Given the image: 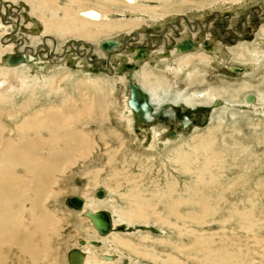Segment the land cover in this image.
<instances>
[{"label": "bare ground", "instance_id": "1", "mask_svg": "<svg viewBox=\"0 0 264 264\" xmlns=\"http://www.w3.org/2000/svg\"><path fill=\"white\" fill-rule=\"evenodd\" d=\"M6 1H12L15 5L16 12L11 13V17L16 16L14 24L18 22L19 27L23 26V17L21 14L23 10L21 11L19 7V3L22 2V0H20V2H18L19 0ZM68 1V4H62L59 0H23L26 6L31 7V12H29L30 17L26 19L29 20L27 30L25 29L26 26L22 30L27 34L25 36L29 37L28 40L32 41L33 45H36V48H33V46H25L24 44L27 40L24 38H21L20 42L14 38H12V42L9 41L7 37L11 36V32L14 30L13 26L8 25L4 20L0 22V264L8 263L9 255H11V251L14 249L18 253L15 255L20 260L21 264H45L49 262V257L52 262L49 263L56 264L59 248L55 246L59 244L56 245L55 243L57 242L56 240L61 237L60 230L62 228V220L57 215L56 211L51 212L49 210L48 203L50 200H57V198L64 193V190L59 188L62 182L61 177L68 175V172L72 171L77 165L89 163L96 152L101 153L103 157L105 156L107 160L106 165L110 166L109 168H111V171L105 179H102L103 169H96L90 172L89 175L93 176L89 183L93 185L96 191L99 187L109 185L112 186L114 191H120L124 186L128 187V193L121 195L125 198L128 206L126 212H121V216L123 217V223L129 224L133 228L140 223L148 225L151 220L154 219L155 224H169L181 230L178 223L170 222L172 218L176 219L178 222H183L185 225L192 222L202 227L207 224L206 218L218 214L220 211V205L218 207L214 206L213 208L206 200L198 202L186 200L189 204L197 205L201 213L195 211L186 215L181 213L180 208L185 204V201L181 196L179 198H175L174 196L171 198V196H169L170 194L175 195L178 183L168 184L164 191L157 190V192L152 195V197H159V201L155 203L152 201V198H150V200L146 198L145 192L147 190L145 191V189L142 188L139 178L136 176L132 177L125 168L127 164L125 160L126 157L123 156V161H121L119 158L121 156V154H119L120 150L113 146L112 140H109V136L113 134L116 137L114 141L117 140L121 143V150L123 151L127 144L124 134L120 131H110L111 134L110 132H103V134H101V131L94 132L88 130L90 129V118H92V120L98 118V116L94 114L96 108L95 102H93L94 97L82 94L79 99H76L67 94L62 101L63 106L60 108L55 106H42L44 108H39V110L35 109L36 102L33 99L34 96H36L35 91L39 87L40 81L44 80L46 84L53 86H55V83L59 82L58 79L57 82H55L53 78L52 80L49 79V74H51L52 71L54 72L55 69L59 67L58 65L63 66L66 61L75 63L81 60L79 63L84 67L88 66L86 61L91 62L86 54L81 56L79 53L76 54L75 50L77 49H72L73 47L70 50L72 51L70 54H66L64 58L54 62L52 59L53 56L57 58L62 57L58 56L59 53H55V51H60V53L62 51L60 49L61 47L54 43L57 38L66 43L67 41H78L81 43V46H92V44L97 41L103 54L106 57L111 56L112 59L117 61L116 65L114 63L116 61L114 60V62H112L113 60L111 59L110 62L107 63V66L110 69L112 66L111 63H114L113 65L117 66L116 72H121V74L119 73L120 75L126 76L127 79L129 78L128 81L125 79L127 91L126 97L124 98V107L131 117L128 121L130 127L135 129L139 126L153 125L147 130V134L153 138L152 145L154 147L156 144H173L174 141L171 138H175L178 134L172 132V134L170 133L167 135V129L158 122L157 112H161L162 107L165 106V102L167 100L169 101V96H172V92L178 88V85L167 78L166 75L186 74L187 67L192 66L191 64L196 61H207L209 65L218 63V65L221 66L220 69L229 72V74H238V76L235 75L237 79L244 76L240 79L243 83L239 84L237 88L225 85L221 88L210 87V89L205 92H195L189 98L183 100L187 108L197 109L198 105H214L217 101H219V106L224 105L223 107H229L237 104L235 100H237L241 94H245L244 101L237 105H244L247 108L257 105L256 100L258 98L256 97L254 99V95L248 96V91L253 89L254 86L249 83H244L247 76L246 70H254V62L250 64H239L235 62L238 60L242 61V59L244 60L246 53L252 54L251 49L246 46L247 44L238 43L237 46H235L237 51H234L232 49L235 48H225V44L221 43L222 41L218 43L215 42L216 39L213 41L212 38H206L205 41H201L202 39L195 37L197 29L192 26V21L194 24H200L201 20L207 19V17L211 15H219L220 18L232 17L235 15L234 12L247 9L248 6L252 4L250 0H202V2L198 3L197 8L199 11L205 10L203 16L193 10L191 13L192 17L191 19L189 18V24L186 23V19L183 20L184 25H186L192 35L188 34L186 28L180 27L178 24L176 25V28L179 29V33L177 34V29L172 27V23H180L179 17L181 18L185 15L177 14L172 16L168 14V8L163 6L164 4L160 7H155L152 5H143L141 0H123L127 7L124 14L127 13L128 17L124 15L123 18H126L125 21L117 20V22H114L110 18L111 10L103 5L105 3H113L114 0H97L96 6L89 1L84 2V4H82V0ZM147 1L150 2L154 0ZM157 1L162 2L163 0ZM170 1L172 0H169V2ZM177 1L179 3L182 0ZM206 2L209 3V6H207ZM116 3L120 4V1L116 0L114 4ZM83 5H85V7H83ZM0 7L3 9L0 16L2 19H5V8H3L4 6L2 4H0ZM77 7H79V10L76 12L75 10H77ZM157 8H160L162 15H157ZM196 16H199V18H196ZM20 19H22L21 22L19 21ZM151 22L157 25L153 26ZM11 23H13V21L9 20V24ZM144 23L147 24V28H141ZM167 28L175 31L176 34L172 33V38L175 42L172 44H167L165 42V45L161 47L160 51H153L158 46L155 45L157 42L152 41L153 39L146 41V32L154 30L166 34L165 30ZM202 32L204 31L202 30ZM126 34H129L135 39H137L136 36H138L139 39L130 44L125 40L126 38H124ZM153 34L154 33H151V35ZM54 36L57 37L54 38ZM141 37H146V40H143ZM48 38L50 40L49 42L52 44L50 46L51 50L54 52L50 54V50L47 52L48 54L46 53L48 57L47 60L35 59L33 49L37 50V55L45 52V50L49 48L47 45L49 42L45 41ZM140 38L143 40L141 44ZM164 38L166 37L164 36ZM253 44L258 51H261V49L263 50L264 38L255 41ZM76 45L80 46V44L77 43ZM62 46L64 48V45ZM122 47L124 48L122 49ZM238 51L240 52L238 53ZM99 52L97 51L98 54H100ZM232 53L233 57H236L237 60L231 62V66H227ZM225 54L226 56H224ZM18 55L23 56L20 57ZM65 57L69 58L65 59ZM102 60H105V58L102 57L99 61L101 62ZM146 68L152 71H148ZM19 69H23L25 72L27 70L29 72L28 75L25 73H18L17 70ZM111 70L112 72L115 71L113 68H111ZM155 70L163 71L156 73L153 72ZM198 70L199 68L194 67L191 73L186 74L189 82L188 86L206 82L202 75L200 73L198 74ZM175 77L178 79L177 76ZM22 88H25L26 92L29 91L31 93V100L23 106L15 107L13 103L14 99H16L15 92L20 91ZM222 93L231 96V101L222 100L224 103L222 104V102H220V95L222 96ZM183 94L184 93L181 91L176 92L173 100L175 99L174 101H177L178 98L182 100L181 97ZM104 98L105 100H109L108 97ZM140 101L141 103H138ZM143 103L151 114L149 119H145L143 117L145 114L144 111L140 110L141 108H145V106L141 105ZM78 104H82L81 107H79ZM132 104L138 109L133 107ZM218 104H216V106ZM71 106H73L72 109ZM112 106L115 105L109 103L108 106L104 103V113L102 111L101 113L105 114V118L107 116V109ZM89 111H91V114H88ZM161 113H164L168 119V122L166 121L167 123L165 124L173 123L174 119L177 120V111L174 110V108L170 110L166 109ZM24 114L25 117L20 120ZM82 117H85L84 121L81 119ZM201 120L205 121L206 124L210 118L208 114L203 113ZM191 124L192 120L187 116L184 117L182 122L183 127L188 129ZM96 137L100 138L102 145L95 141ZM212 137V134L202 137L200 140L201 143L193 147L194 155H191L192 157L182 151V147L172 151L173 155L176 154L173 158L175 160L174 162L182 166L184 169L183 171L187 174L195 173L196 178L194 180H196V184L208 188L215 184L220 185L219 177L213 174V171L216 169L219 171L224 165L223 154L215 149V142L212 140ZM201 155H203L204 161L199 170H197L196 160L193 158ZM116 164L121 165L120 171L114 169ZM207 175L210 176L209 181L207 180ZM102 193L103 192H97V196L100 194L98 196L99 199L94 197L91 205L81 196L83 199L82 208L75 207L70 200L69 202L75 209L81 211L82 218L86 223L90 224V229L94 237L96 238L98 233L100 237L106 239L112 234L114 229H116L117 224L114 220L112 221L110 213L105 211L110 218V231L104 234L97 227V221L94 219L93 215L100 212V206L107 201L105 192L104 195H102ZM166 194H169V199L167 200L169 203L163 206V210H159L160 205L164 203L163 200H165ZM253 195L257 196L258 193L253 192ZM222 200L225 204L229 201V199L223 196L220 197L216 203L219 204ZM234 203L231 204L229 202L230 205H228L227 215L221 219L222 225L225 224L226 227V224L237 217V231H245L242 232L245 237L248 240H253L255 245L263 249L264 239L261 238L255 230L256 225L259 224L260 221L256 219L253 206L251 205L250 209L243 207V210H239ZM88 219H90V221ZM120 231L123 233L128 232L125 228H120ZM181 233L183 234L184 232L181 231ZM127 236L129 237L128 233ZM225 236L223 235V237ZM213 237L214 236H209L205 238L202 235H194V239L190 245H175V247L176 250L181 253L191 248L190 250H193L194 253L189 256L194 260L199 258V253H202L204 255L203 262L227 264L228 261L226 259L229 256H227V246H225L224 241H222L223 237H220L219 247L214 246L215 239ZM149 238L150 235H141V239L144 242ZM100 244V240L97 239L80 243L79 246H83L85 249H76L70 252L68 255L69 264H122L125 262V260L119 261L109 254H102L99 255V257L93 256V253L95 250H98ZM116 244L117 246L128 249L135 255H140L154 261L163 260L152 253L144 252L143 250H146L147 247L142 244H137V246H135L132 242L123 239H118ZM5 248L11 251L6 254L4 252ZM231 260L233 259L231 258ZM165 261L170 264H182V262L174 256H169ZM238 262L239 261L236 260V263ZM128 264L133 263L129 262Z\"/></svg>", "mask_w": 264, "mask_h": 264}, {"label": "rangeland", "instance_id": "2", "mask_svg": "<svg viewBox=\"0 0 264 264\" xmlns=\"http://www.w3.org/2000/svg\"><path fill=\"white\" fill-rule=\"evenodd\" d=\"M82 1V4H84L86 1L92 2L94 6H96L97 3V0ZM119 1L120 4H114L116 0H114L113 3H105L106 5L103 4L111 10L110 18L114 22H117V20H126V18H123L124 15H127V13L124 14L127 10L125 1ZM167 1L163 0L162 2H159L154 0L149 2L147 0H141V3L143 5H152L155 7H160L164 4L163 6L168 8V14L172 16L177 14L185 15L184 17H179V22L181 21L180 23H172V27L179 30L176 28V25L178 24L180 27L186 28L188 34L192 35L186 25H184L183 20L186 19V23L189 24V18L191 19V13L193 10L196 11V13H200L199 15L203 16V12L205 10L199 11L197 8L198 3L202 2V0H182L179 3L177 0H172L170 2L169 0ZM18 2H20V0ZM59 2L62 4L69 3L68 0H59ZM250 3L252 4H250L247 9L234 12L235 15L232 17L220 18L219 15H211L207 17V19L201 20L200 24H194L192 21V26L197 29L195 37L202 39L201 41H205L206 38H212L213 41L216 39L215 42L218 43L222 41L221 43H224L225 48L228 49L235 48L238 43L247 44L246 46L251 49L252 54L246 53L244 60L242 59V61L238 60L239 62H235L239 64H250L254 62V70H246L247 76L244 83H249L254 86L253 89L248 91V96L254 95V99L257 97V105L250 108H247L244 105H237L244 101L243 99L245 94H241L239 98L235 100L237 104L231 105L229 107H223L224 105L219 106V101H217L214 104L215 106L208 104L200 106L198 105L197 109L187 108L183 100L189 98L195 92H205L208 91L210 87L221 88L225 85L237 88L239 84L243 83V81L240 79H242L244 76L237 79L236 76H238V74H229V72L220 69L221 66L218 65V63L209 65V62L207 61H196L191 64L192 66L187 67L186 74L191 73L194 67L199 68L198 74L200 73L202 75L206 81L205 83H196L195 85L188 86L189 82L185 73L182 75L173 76L166 75L167 78L178 85V88L172 92V96H169V101L166 99L167 101L165 102V106L162 107L161 112H164L166 109L170 110L171 108H174V110L177 111V120L174 119L173 123L171 122L169 124H165L168 122L165 114L161 112H157V114L158 122H160L164 128L167 129V135L170 133L172 134V132H174V134L178 133L175 138H171L174 141L171 145L156 144L155 147L152 145L153 138L147 134V130H149L153 125H144L141 127L135 126V129L130 127L128 121L131 119V117L129 113L126 112L124 107V98L126 97L127 91L126 81H128L129 78L127 79L126 76L120 75L121 72H119L120 74L116 72L117 61L112 59L111 56L106 57L100 50V47L98 46L99 43L97 41L96 43H93L92 46H81V43L74 40L67 41V43L60 39L59 41L58 38L55 40L54 43L58 44L62 50L61 53L60 51H55V53H59L58 56L62 57L57 58L53 56L52 59L54 62H57L58 59L61 60V58H64L66 54H70L72 52L70 51L72 47V49H77L75 50L76 54L79 53L80 56L86 54L87 58L90 59L91 62L86 61L88 66L84 67H82L81 63H79L81 60H78L75 63H69L66 61L63 66L58 65L60 68L57 66L58 68L55 69L54 72L52 71L53 74L52 72L49 74V79L52 80L53 78L55 79V82H57L58 79L60 83L57 82L55 83V86H53L46 84L44 80L40 81L39 87L35 91L36 96H34L33 99L36 102L35 109L39 110V108L41 109L44 107L53 106L60 108L63 106L62 101L67 94L75 97L76 99H79L82 94H85L89 97H94L93 102H95L96 107L94 114L97 115L98 118L93 120L90 118L91 123L90 129L88 130L94 132L101 131V134H103V132L108 133L110 131H120L124 134L127 144L123 151L121 150V143L117 140L114 141L116 137L111 134V132L109 140H112L111 142H113V146L120 150V160L123 161V156L126 157L125 160L127 164L125 168L128 170V173L132 175V177L136 176L139 178L140 185L143 189H145V191L147 190L145 192L146 198L149 200L152 198V201L155 203L156 201H159V197H152V195L156 193L157 190L164 191L166 190V186L168 184L171 185L173 183H178L175 195L166 194V201L163 200L164 203L160 205L159 210H163V206L169 203L167 201L169 199L168 195L171 196V198L172 196L175 198H179L181 196V198L185 201V204L182 205L180 211L184 215L190 214L192 211L201 213V210L197 205L189 204L186 200H192L193 202L206 200L212 205L213 208L214 206L218 207L220 205L219 213L206 218L207 224L205 226L203 225L202 227L197 224L195 225L192 222H189L185 225L183 222H178L176 219L172 218L170 219V222L178 223V225L181 227V230L169 224H155L154 219H152L148 225L140 223L135 225L133 228L129 224L123 223V217L121 216V212H126L128 208L125 198L121 196L124 193H128V187L124 186L120 191H114L112 186L109 185L99 187L96 191L93 185L89 183L93 176L89 175L90 172L96 169H103L104 172L102 174V179H105L111 171V168H109L110 166L106 165L107 160L105 159V156L103 157L101 153L96 152L89 163L83 165L81 162L82 164L74 167L72 171L68 172L69 174L67 173L68 175L61 177L62 182L59 188L63 189L64 193L60 195L57 200L55 199L56 201L50 200L48 203L49 210L51 212L56 211L57 215L62 220V228L60 230L61 237L56 240L57 242L55 241L56 245L59 244L58 246H55L59 248L56 264H69L68 255L70 252L76 249H85L83 246H79V244L96 239L100 240L101 244L98 250H95L93 256L99 257V255L102 254H109L119 261L125 260V262L122 264H128L129 262H132L133 264H170L165 261L169 258V256L177 257L180 262H182V264H221L218 262H203L204 255L202 253H199V258L194 260L189 256L190 254L194 253L193 250H190L191 248H189L188 251L184 250L183 253L176 250L175 245H190L194 239V235H202L205 238L214 236V246L216 247L220 246V237L226 235L222 238V241H224V245L227 246V256L230 257L226 259L228 261L227 264H264V248L261 249L262 247L260 248L259 246L255 245L253 240H248L242 233L245 231H237V217L234 218L230 223L226 224V227L225 224L222 225L223 223H221V219L227 215L228 205H230L229 202L231 204L235 202L234 204L239 210H243V207L250 209L252 205L253 211L256 213V219L260 221V223L256 225L255 230L261 236V238L264 239V48L263 50L261 49V51H258L253 44L255 41H259L261 38H264V0H250ZM0 4L4 6L3 8H5L4 12L6 16L5 19H2L0 16V22L4 20L8 25L13 26V29L15 30L11 32V36H8L7 39L12 42V38H14L20 42L21 38H24L27 40L24 44L25 46H33V48H36V45H33L32 41L28 40L29 37L25 36L27 34L22 30L25 28V26V29L27 30L29 25V20L26 19L30 17L29 12H31V7L26 6V3H23V0L19 3L20 10H23V13L20 12L23 17V26L19 27L18 22L14 24L16 16L11 17V13L16 12L14 3L12 1L8 2L6 0H0ZM206 4L209 6L208 2H206ZM83 7H85V5H83ZM78 10L79 7H77V10L75 11L77 12ZM157 10V15H162L160 8H157ZM1 12H3L2 8L0 9V13ZM126 17H128V15ZM196 18H199V16H196ZM9 20H12L13 23L9 24ZM19 21L21 22L22 19ZM151 24L153 26L157 25L153 24L152 22ZM143 25L141 28H147L146 23ZM201 29L204 32H202ZM229 30H234L235 34H240V38H234L233 33L227 32ZM241 30H243L245 34L241 32ZM165 31L167 35L163 34V37L165 36L166 38H163L164 41L162 44H155L158 45L157 47L159 48L156 47L153 51H160L161 47L165 45V42L167 44H172L175 42L172 38V33H175V31L170 28H167ZM222 32L224 33L223 36H226L225 38H227L225 40L230 41L233 44H229L228 42L225 43L223 41L224 39L221 40L220 34ZM178 33L179 32L177 31V34ZM56 37L57 36H54V38ZM124 38H126L125 40H127L130 44L136 42L129 34H126ZM141 38L144 40L146 37ZM141 38L140 44L143 41ZM45 41L49 42L50 40L48 38ZM76 43L80 44V46L76 45ZM47 45L49 48L45 50V52L39 53V55H37V50L32 48L34 50L33 54L35 59H48L47 52L51 50L50 46L52 44L49 42ZM62 45H64V48ZM123 48L124 47H122V49ZM232 50L237 51V48ZM97 51H101L99 52L100 54H98ZM53 52L54 51L51 50L50 54ZM239 52L240 51H238V53ZM18 56L21 57L23 55ZM224 56H226V54ZM102 57L105 58V60L100 62L99 60H101ZM230 57L231 58L228 61L229 63L227 62V66H231V62L237 60L236 57H233V53ZM66 58L69 57H65V59ZM111 59L113 60L112 62H114V60L116 61L114 62L116 65L111 63V68L115 70L114 72H112L111 68L109 69L107 66V63L110 62ZM146 70L152 71L149 70V68H146ZM17 71L20 74L25 73L28 75L29 73L27 70L25 72L23 69H19ZM160 71L163 70H155L153 72L158 73ZM175 76H177L178 79ZM178 91L184 93L181 97L182 100L178 98L177 101H174L175 99L173 100V98H175V93ZM15 94L16 99L13 101L15 107L23 106L24 104L28 103L32 97L31 93L29 91L26 92L25 88L15 92ZM104 97H108L109 100H105ZM220 97V102H222V100L231 101L232 99L231 96L224 93H222V96L220 95ZM104 103L108 106L109 103H113L115 105L109 107V109L106 111V118L108 120L105 118V114H103ZM216 104L218 105L216 106ZM222 104L224 103L222 102ZM81 105L82 104H78L79 107H81ZM72 108L73 106H71V109ZM101 111L103 113H101ZM203 113L208 114L210 118L206 124L205 121L201 120ZM88 114H91V111H89ZM186 116L192 120V124L188 129H185L182 125L183 119ZM24 117L25 114L20 118V120H22ZM81 119L84 121L85 117H82ZM209 134L213 135L212 140L215 142V149L223 154L224 165L219 171L217 169L213 171V174L219 177L220 185L215 184L214 186L208 188L203 185L196 184V180H194L196 178V174H187L185 171H183L184 169L182 166L174 162L175 160L173 158L176 154L173 155L172 151L182 147L181 150L188 154V156L192 157L191 155H194L193 147L201 143L200 140L202 137L208 136ZM95 141L102 145L99 137H96ZM193 159L196 160L195 163L197 164V170H199L204 161L203 155L196 156ZM114 169H118V171H120L121 165L116 164ZM207 178L209 181L210 176L207 175ZM98 191L103 192L102 195H104L105 192L107 197L106 203L100 206L99 211L109 212L112 217V221L114 220L117 224L116 229H114L111 234L113 236L110 235L106 239L100 237L98 233L95 238L93 232L90 229V224L83 220L81 211L75 209L69 202L70 198L73 196H82L87 200V203L91 205L93 203L94 197L99 199L98 196L100 194L97 196ZM253 192H257L258 195L254 196ZM223 196L226 199H229V201H227L228 203L225 204L223 200L222 202H219V204L216 203V201ZM88 220L90 221V219ZM120 228H125L126 231H128L127 233L129 234V237L127 236V233L120 231ZM181 231L184 233L182 234ZM141 235H150V238L144 242L141 239ZM118 239L130 241L135 244V246H137V244H142L147 247L146 250H143L144 252L152 253L156 255V257H160L163 260L154 261L140 255H135L128 249L117 246L116 241ZM7 249L8 248H5L4 250L6 254L11 251L9 249L7 251ZM11 252L12 253L9 255V261L7 264H21L20 260L15 255L18 254L17 251L14 249ZM231 258L234 260V263ZM236 260L239 262L236 263ZM48 261L52 263L50 257ZM49 262L45 264H50Z\"/></svg>", "mask_w": 264, "mask_h": 264}, {"label": "water", "instance_id": "3", "mask_svg": "<svg viewBox=\"0 0 264 264\" xmlns=\"http://www.w3.org/2000/svg\"><path fill=\"white\" fill-rule=\"evenodd\" d=\"M141 101H142V100H141ZM141 101L138 102V103H141ZM136 102H137V101H136ZM138 103H137V104H138ZM137 104H136V105H137ZM141 105H142V106H145L144 103L141 104ZM132 106L135 107L134 104H132ZM135 108H136V107H135ZM139 108H140V107H139ZM136 109H138V108H136ZM140 110L144 111L145 114L143 115V117H144L145 119H149V118H150L151 114H150V112L148 111V108H147L146 106H145V108H141ZM70 202H71L75 207H78V208H82V206H83V199H82L80 196H73V197H71V198H70ZM93 217H94V219L97 221V227H98V229H99L102 233L106 234V233H108V232L110 231V228H111V222H110V218H109V215H108L107 212H105V211H100V212L94 214Z\"/></svg>", "mask_w": 264, "mask_h": 264}, {"label": "flooded vegetation", "instance_id": "4", "mask_svg": "<svg viewBox=\"0 0 264 264\" xmlns=\"http://www.w3.org/2000/svg\"><path fill=\"white\" fill-rule=\"evenodd\" d=\"M176 31H178V30H176ZM227 32H229V33H233V35H234V38H236L237 37V39H239L240 38V34H235L234 33V30H229V31H227ZM241 32H243V30H241ZM151 33H154L153 35H151ZM162 33V34H161ZM244 33V32H243ZM163 34H164V32H160V31H158V32H156V31H153V30H151V31H148L147 32V35H146V37H147V40L146 41H148L149 39H153L152 41H155V42H157L158 44H162L163 43ZM222 34V35H221ZM220 34V37H221V40L222 39H224L223 41L225 42V43H229V44H233L232 42H230V41H226L225 39H227V38H225L224 36H223V32ZM245 34V33H244ZM150 35V36H149ZM136 38L137 39H135V38H133L134 39V41H137L138 40V36H136ZM158 38V39H157ZM160 39V40H159ZM238 41V40H237Z\"/></svg>", "mask_w": 264, "mask_h": 264}]
</instances>
